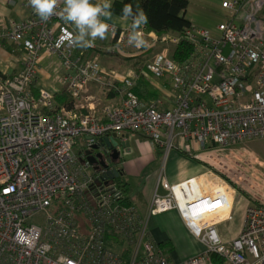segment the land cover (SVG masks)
<instances>
[{
    "label": "built area",
    "instance_id": "2783aa9c",
    "mask_svg": "<svg viewBox=\"0 0 264 264\" xmlns=\"http://www.w3.org/2000/svg\"><path fill=\"white\" fill-rule=\"evenodd\" d=\"M24 1L29 15L0 27V44L7 40L21 64L16 73L0 69V264H264V200L246 206L236 236L218 230L234 219L238 186L248 188L232 155L241 151L236 145L264 139V14L258 12L264 0H223L232 18L214 31L194 24L159 34L145 25L147 43L138 48L127 43L129 25L110 23L109 46L151 51L152 73L170 78L169 104L162 97L146 103L134 91V72L118 85L100 63L96 43L58 46L71 26L59 15L42 20ZM184 40L194 51L178 61L173 53ZM43 51L63 58L61 81L74 98L70 106L57 107L49 88L32 90ZM121 94L120 103L112 101ZM127 129L143 131L165 158L181 150L211 171L178 182L161 171L144 212L125 200L112 166L95 169L73 150L80 137L84 151L100 136ZM218 145L232 154L219 160ZM169 211L184 233L175 227L166 247L151 218ZM188 238L193 243L183 246Z\"/></svg>",
    "mask_w": 264,
    "mask_h": 264
},
{
    "label": "crops",
    "instance_id": "0c3cea01",
    "mask_svg": "<svg viewBox=\"0 0 264 264\" xmlns=\"http://www.w3.org/2000/svg\"><path fill=\"white\" fill-rule=\"evenodd\" d=\"M187 2L189 3L190 7L197 10L198 14L193 15L194 17L190 18L191 20H193L195 22H197L198 20L199 21L201 20V22L205 23V21H203L202 15L207 13V12H205L206 10L211 11V10H218V9L223 8L221 6L222 0H187ZM28 15H29V7L27 6V4L25 3L24 0H20V2L18 1L17 3H11L7 0H0V27H3V26L8 27V26H10L12 21H20V20L26 18ZM208 15L211 16L210 14H208ZM205 17H207L206 14H205ZM130 20H131V18L126 19L122 15H118V14L113 13L112 19L109 22L116 23V24L121 25V26H127V25H130ZM215 27H216V25H214L213 28H215ZM110 37H111V35L109 33L107 39H105V40L97 39L95 43L98 45V48L102 47V46H106V44L110 40ZM111 57H113L112 54H111V56H107V59L110 60ZM19 58H20L19 53H14L10 50L7 40H4L0 44V69L1 70L5 71L9 74L18 72L21 69V64H20ZM103 63H104V61H103ZM105 63H108L109 65H107V64L106 65L109 67L116 68L115 69L116 72L113 71L114 72L113 79H115V80L121 81L125 76L132 75V73H133V70L130 71V69L128 67L127 68L124 66H117L116 67V65L110 63L109 61L108 62L105 61ZM105 63H104V65H105ZM64 70H65L64 61L59 54L54 53V52H50V51H43V53L41 54L40 60H39L38 78H37L36 82L32 85L33 92L35 94H39L43 88L51 89L53 92L56 93L55 102L58 105L59 102H61L58 100V93L62 92V91L65 92V86L61 81V77H62ZM152 79L154 82L160 83L161 87H163V88L158 87V89L161 91L159 97L161 96L166 101V103L169 104V100L172 97V95H171L172 94V91H171L172 87L170 86L171 84L167 86L166 83H164L163 77L159 78V77L153 76ZM156 86L157 85L155 84V87ZM111 97H112L111 98L112 101H114L115 103H120L122 100V94L121 95H113ZM134 132L139 134L140 136L137 135L135 140L132 141V139H131L132 133H134ZM119 133H120L119 135H121L122 138L120 136L119 137L129 143L128 146H126L125 148L122 149L120 162L118 163L119 167L124 168L122 178H125L128 180L131 179L133 181L136 179L139 180L143 176V174L146 173V171L150 168V166L155 163V161H156L155 155H157V153H159V152H162L163 148L155 145L150 140V138L147 137V135L143 131H136V130L127 129V130H124V131L119 132ZM78 139H81L80 140L81 142L85 141V137H80ZM254 140H256L257 142L259 141V143L264 147V139H254ZM247 142H249V141H247ZM247 142H244V143H247ZM251 143H253V141ZM239 144H241V143L237 144L238 149L242 148V146H239ZM83 145H84V143L81 144V148ZM254 147H256V146L254 145ZM239 150H241V149H239ZM244 150H247V149L244 148L243 151ZM181 153H183L185 155L187 154L186 152H183V151H181ZM171 156L172 157L178 156V152L173 150L171 152ZM195 159L198 162H196V160L190 161L192 163V165L191 166L189 165V166L192 168V171L190 173H188L187 175L179 177L177 175V171L175 169H171V171L168 173V175H166V177L169 180H171L172 182H178V181H181V180H184L187 178H191L194 176H200V177L208 176L209 172L211 171L208 163H206L205 161H203L201 159H197V158H195ZM260 162L262 163V165L264 164L263 160H261ZM188 164H189V162H188ZM177 166H179V165H177ZM258 168H260V166ZM161 171H163V172L165 171V173H166L165 166L162 167ZM250 174L254 175L253 173H250ZM156 182L157 181H155V183ZM154 187H155V185H154ZM126 188H128V186ZM243 188L241 190L243 191L244 196L248 202L247 205L249 203H251L253 200H256V201L264 200V196L262 194H257L256 196L251 195L249 192L250 191L253 192L255 190H254V188L250 187L249 185H248V188H246V186H245V189H243ZM154 189H153V192H154ZM153 192L151 195H153ZM142 193L144 195V192H142ZM126 195H127V193H126ZM150 197H152V196H150ZM151 220H152V218H151ZM153 231L156 234H158L156 232V230L153 229ZM172 232H173V230H172ZM158 235H162V238L164 237L163 232L161 234H158ZM158 235H157V237H158Z\"/></svg>",
    "mask_w": 264,
    "mask_h": 264
},
{
    "label": "rangeland",
    "instance_id": "374dc122",
    "mask_svg": "<svg viewBox=\"0 0 264 264\" xmlns=\"http://www.w3.org/2000/svg\"><path fill=\"white\" fill-rule=\"evenodd\" d=\"M207 11V10H206ZM259 13L264 14V8L263 11L258 10ZM218 13H220L218 18H213L211 16L208 15V13H205L207 15V17H205V14L202 15L203 16V21H205L206 25H210L212 23H217L220 20L223 19V9H218ZM186 14L189 18H193V15H197V10L193 9L192 7H190L189 3L188 6L186 8ZM111 23V22H109ZM210 23V24H209ZM109 44V43H108ZM127 53H137L135 48H126ZM127 54L121 52L120 54H112L113 57H111L110 60L107 59V56H111L110 53L106 52L105 54L100 53V57H101V61L105 63V61H109L110 63L116 65L117 66H124V67H128L131 70H133L132 68V61L134 58H127L126 56ZM149 53H143L142 55H139L138 57H135L136 59L139 60H145L147 59ZM63 59V58H62ZM148 62V60H147ZM103 63V67L107 68L110 71H115L116 72V68L113 67H109L107 65H109L108 63H105L104 65ZM107 64V65H106ZM64 73V71H63ZM157 77V76H156ZM159 96L155 97L158 98ZM161 97V96H160ZM152 98V99H155ZM151 99V100H152ZM150 101V100H149ZM138 136H140L137 133H132V141L135 140V138ZM148 137V136H147ZM81 139H76V142L73 143V150L74 152H78L81 149V144H83L81 141ZM253 141V143H251ZM247 142V141H245ZM254 145L256 147H254ZM239 146H242L240 152H238L237 154H232L229 147H224V146H219L218 148L220 151L215 152V156H219V160H222L221 158H225V156H229L230 154H232L235 157V160L237 161V166L240 167V169H244L245 172L243 173L248 180V185L252 188H254L255 191L253 192H249L251 195L256 196L257 194H262L264 196V164L262 165V163L260 162L261 160L264 161V147L259 143V141L257 142L256 140H249V142L244 143L241 142V144H239ZM237 147V145H236ZM246 148L247 152L243 151V149ZM176 151L178 152V156L176 157H172L171 156V152L172 151ZM252 153V155L250 154ZM250 154V155H249ZM156 157V161L154 164H152L150 166V168L146 171V173L143 174V178L141 177L139 180H128L123 178L124 181L127 182V186H128V190L127 191V196H130L132 198V200L134 201L135 204H137L144 212H147V210L150 207V200L152 196V192L153 189L156 187L157 182L155 183V181L158 180L157 177H159L160 173H161V169L164 165H165V169H166V173L165 171L162 173L164 178H167L166 175H168V173L171 171V169H175L177 171V175L179 177L185 176L188 173H190L192 171V168L190 167L192 165V163L190 162L191 160H196L195 156H192L191 154L188 155V153L185 155L183 153H181V150H177V149H172L168 155L167 158H165V151L163 149L162 152L157 153V155H155ZM183 158V159H182ZM198 159V158H197ZM244 160V161H243ZM238 161L240 163H238ZM189 162V164H188ZM193 162V161H192ZM196 162H198L196 160ZM188 164V165H187ZM179 165V166H177ZM190 165V166H189ZM260 166V168H258ZM221 168V167H219ZM231 168L235 169L237 168L235 164L231 165ZM194 169V168H193ZM221 172H225L224 170H221ZM250 173H253L254 175H251ZM227 174V173H226ZM129 181V182H128ZM244 185H246L247 183H243ZM155 185V187H154ZM242 185V184H241ZM144 192V195L143 193ZM160 192H164L163 188H160ZM257 198V197H256ZM247 200L244 196L243 191L241 190L240 186H238L237 189V193H236V202H235V210H234V219L231 220H227L222 222L221 224L218 225V230L221 234L227 235L229 237H234L236 236L241 229L242 226V222H243V217H244V210L246 208L247 205ZM177 216H176V212L175 211H169V212H165V213H154L152 216V220H151V228L156 230V232L158 234H161L162 232L164 233V237L162 238V235H158L154 232L156 238H160V240H166L165 244H163L164 246H168V242H169V238L172 235V230L177 229L178 233H184L183 230L181 228H178L177 225ZM177 225V226H176ZM158 235V237H157ZM193 243V241L188 238L184 241L183 246H190ZM116 249H120V248H116ZM183 254H187L188 250H184L182 252Z\"/></svg>",
    "mask_w": 264,
    "mask_h": 264
},
{
    "label": "trees",
    "instance_id": "16d2710c",
    "mask_svg": "<svg viewBox=\"0 0 264 264\" xmlns=\"http://www.w3.org/2000/svg\"><path fill=\"white\" fill-rule=\"evenodd\" d=\"M223 2V0H222ZM223 7V19L220 20L217 23H212L210 25H206L204 22H201V20L195 22L191 20L187 14H186V8L188 6L187 0H113V8L112 12L118 15H122V10L125 4H131L133 6V9L135 10L137 6H139L140 9L144 10L146 15L148 16V28L156 31L159 34H167L172 33L179 30H184L188 27L195 25H199L205 28H208L209 30L214 31L215 28L214 25L217 26L218 23L225 21L226 19L232 18V12L230 9ZM205 11V10H204ZM208 14L211 15L213 18H218L220 13H218V10H207L205 11ZM232 13V14H231ZM123 16V15H122ZM108 43L106 46L99 47L97 50L99 54L100 63L103 65V62L101 61L100 53L105 54L106 52L110 54H120L121 52L127 54V58H134L132 61V68L134 74L137 75V83L134 87V91H136L143 100L146 101V103L151 100L152 98H155L160 95V90L155 87L156 82L153 81L152 77L155 76L147 62L149 59V56L151 54V51H145V52H137V53H127L125 49L117 48L113 46H109ZM193 45L184 40L180 42L175 48V51L173 53V58L177 59L178 61L186 60L190 57L191 53L194 51ZM92 52V49H89L87 53ZM143 53H149L147 59L145 60H139L135 57H138L139 55H142ZM106 71L111 74L112 71L108 70L105 67ZM164 83L166 85H170L169 81L170 78L163 77ZM116 83L120 86L124 83L123 81L116 80ZM156 88V89H155ZM73 97L66 94L64 91L58 93V100L61 101L56 106H60L62 104L71 105L73 103ZM47 113H53L52 110H46ZM209 165V164H208ZM210 166V165H209ZM225 176V175H224ZM226 177V176H225ZM119 185L121 189L125 190L124 193H127L128 188L127 182L123 180L122 176L118 177ZM129 202H134L131 198L125 199ZM253 202H256L253 200ZM115 232H109L108 236L112 237ZM166 240L161 241V244H165ZM170 244V241L168 242Z\"/></svg>",
    "mask_w": 264,
    "mask_h": 264
},
{
    "label": "clouds",
    "instance_id": "9594fccd",
    "mask_svg": "<svg viewBox=\"0 0 264 264\" xmlns=\"http://www.w3.org/2000/svg\"><path fill=\"white\" fill-rule=\"evenodd\" d=\"M35 13L44 21L54 15H59L66 24L71 26L57 42V45L67 43L72 47L88 48L97 39L105 40L112 30L111 21L113 0H28ZM63 7L60 8V4ZM59 8V11H57ZM124 18H131L127 43L132 47L145 46L147 41L141 31L148 24V16L139 6L134 10L131 4H125L122 10ZM252 59H258L256 53Z\"/></svg>",
    "mask_w": 264,
    "mask_h": 264
},
{
    "label": "water",
    "instance_id": "95a60500",
    "mask_svg": "<svg viewBox=\"0 0 264 264\" xmlns=\"http://www.w3.org/2000/svg\"><path fill=\"white\" fill-rule=\"evenodd\" d=\"M118 132L100 136L99 141L93 144L92 148L79 150L82 161H89L95 169L102 166H112L111 173L113 176H121L122 172L117 164H113L120 156L121 149L129 143L120 137ZM108 177V175H104Z\"/></svg>",
    "mask_w": 264,
    "mask_h": 264
},
{
    "label": "flooded vegetation",
    "instance_id": "af4514ba",
    "mask_svg": "<svg viewBox=\"0 0 264 264\" xmlns=\"http://www.w3.org/2000/svg\"><path fill=\"white\" fill-rule=\"evenodd\" d=\"M126 146H128V145H126ZM126 146H125V147H126ZM125 147H124V148H125ZM122 149H123V148H122ZM122 149H121V152H120V156H119V158L117 159V161H115V162L113 163V164H117V166H118V163L120 162V157H121ZM118 167H119V166H118ZM119 168H120V170H121V172H122V175H123V171H124L123 169H124V168H123V167H119Z\"/></svg>",
    "mask_w": 264,
    "mask_h": 264
},
{
    "label": "bare ground",
    "instance_id": "6f19581e",
    "mask_svg": "<svg viewBox=\"0 0 264 264\" xmlns=\"http://www.w3.org/2000/svg\"><path fill=\"white\" fill-rule=\"evenodd\" d=\"M124 131V130H123ZM117 132V131H116ZM122 132V131H121ZM118 134H120L119 132H118ZM209 158V157H208ZM125 192V190L123 189L122 191H121V194H123ZM125 199H127V198H130V196H126V197H124Z\"/></svg>",
    "mask_w": 264,
    "mask_h": 264
}]
</instances>
